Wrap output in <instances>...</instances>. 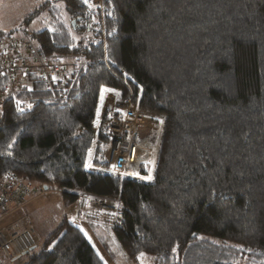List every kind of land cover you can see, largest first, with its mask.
Here are the masks:
<instances>
[{
	"label": "trees",
	"instance_id": "trees-1",
	"mask_svg": "<svg viewBox=\"0 0 264 264\" xmlns=\"http://www.w3.org/2000/svg\"><path fill=\"white\" fill-rule=\"evenodd\" d=\"M62 2L69 24L56 16L26 34L41 54L85 63L64 99L26 90L16 98L30 110L5 103L0 178L23 176L67 205L83 194L119 201L112 232L132 260L264 264V0ZM103 89L165 119L151 181L100 171L114 140L110 121L96 126ZM34 249L26 264H105L66 220Z\"/></svg>",
	"mask_w": 264,
	"mask_h": 264
},
{
	"label": "built area",
	"instance_id": "built-area-1",
	"mask_svg": "<svg viewBox=\"0 0 264 264\" xmlns=\"http://www.w3.org/2000/svg\"><path fill=\"white\" fill-rule=\"evenodd\" d=\"M102 8V0H87ZM71 58L60 55L41 54L26 33L0 39V123L5 103L15 98L18 110L28 111L34 106L30 99L16 98L23 91L40 90L49 92L54 99H64L69 93L78 74ZM120 120L112 117L114 140L110 152L112 172L123 176L130 169L140 164L143 152L147 158L143 163L150 164L155 154L152 147L143 146L142 130L147 126L146 116L137 110L132 102H119ZM35 184L23 176L7 173L0 178V219L5 218L27 204L31 197L44 194V189L36 190ZM102 209H108L103 203H96ZM117 224L122 222V215L117 214ZM33 228L11 236L0 233V251L6 261H13L35 248Z\"/></svg>",
	"mask_w": 264,
	"mask_h": 264
},
{
	"label": "rangeland",
	"instance_id": "rangeland-1",
	"mask_svg": "<svg viewBox=\"0 0 264 264\" xmlns=\"http://www.w3.org/2000/svg\"><path fill=\"white\" fill-rule=\"evenodd\" d=\"M50 0H0V33L4 34L5 36H18L22 33L27 34H34L46 30H51L53 28L54 24V17L63 18L62 20L70 22V17L66 14L64 5L62 0H54L52 3L44 10L37 11L39 8L44 5L45 3L49 2ZM53 8L57 9L59 12L56 13L53 10ZM37 16L33 19H30L32 15L36 14ZM77 28V27H76ZM75 39L78 41L80 39L79 33H73ZM71 61L70 63L76 65V68L80 70V63H85V60L80 58L78 56H70ZM77 60V61H76ZM119 95V102H121ZM118 112V106H115V111L110 114V117L116 118ZM145 114V113H144ZM146 120H147V126H146V132H145V140L143 142L144 148L150 147L153 144H161V141L159 143V139L163 136L164 132V120L163 117L157 116V115H150L146 114ZM103 121H107V119H102L101 122L97 121V128H100V125ZM158 131V135H157ZM156 133V134H155ZM98 137V136H97ZM159 151H155L156 156L152 160L150 164L143 163L144 160L147 158V153L143 152L140 158V164H137L136 167L133 169H130L129 172L124 174L123 176H120L122 179L124 178H131L133 180H141L142 182H148L153 179L155 169H156V163L159 157ZM109 155V157H108ZM93 160V155L91 156ZM106 162L109 163L107 168L99 169L100 171H103L105 173H111L112 172V166L110 162V148L107 152ZM144 165V166H143ZM145 169L146 174H141V170ZM148 176H151V179H147ZM119 177V176H118ZM36 189H39L38 185H36ZM40 186V185H39ZM40 190V189H39ZM45 193V192H44ZM48 195L46 197L41 198L39 201L42 202L40 204V209L36 212H30V217L33 219V221L36 223L37 227L40 228L42 231V235H44V238L42 239L41 236L37 235V238H40L41 242L37 243V238L35 237V249L34 252L38 253L43 249V246L45 242L47 241V238L50 237L48 234L53 233L57 229L55 227V223L57 222V219L62 215L63 209L61 208V201L63 202V197L60 192L51 191L49 190ZM40 197V196H39ZM37 199V198H36ZM110 201V202H109ZM93 205L94 209L100 212H105L106 214H110V218L107 219L101 218L103 221L108 222V224H104L107 230L102 231V229L94 227L91 233V236L89 234H86L88 240L92 243L94 246L96 253L99 255V257L104 261L105 264H155L153 257L150 256H141L138 258V260H132L128 257V255L124 252V250L121 248L119 243L114 237V234L112 232L114 225L119 226L117 224V214L119 212L118 205H115L116 209L112 208L111 206L114 205L117 200L112 199H97L94 198ZM103 203L108 207V209H102L99 207V205H95L96 203ZM18 211V210H17ZM16 212V211H15ZM14 212V213H15ZM12 213V214H14ZM11 214V215H12ZM11 215L5 217L8 218ZM5 218H2L0 220H4ZM93 219V220H92ZM92 224H103L99 222V218L96 216H93L90 219ZM21 226V225H20ZM18 227L17 229L12 228L13 234L15 233H22L26 231L29 228H33L35 231V228L31 225V223L28 221L24 222V224L21 227ZM4 228V227H1ZM52 231V232H51ZM95 232V233H94ZM2 233V232H0ZM48 234V235H47ZM34 234L32 235V237ZM43 237V236H42ZM34 238V237H33ZM37 245V246H36ZM31 249L27 254L19 257L16 261H6L0 251V264H26L28 263L30 257L32 254Z\"/></svg>",
	"mask_w": 264,
	"mask_h": 264
},
{
	"label": "crops",
	"instance_id": "crops-1",
	"mask_svg": "<svg viewBox=\"0 0 264 264\" xmlns=\"http://www.w3.org/2000/svg\"><path fill=\"white\" fill-rule=\"evenodd\" d=\"M104 90L105 89H103L101 91L99 105H98V122H101V120L104 118L107 119V121L111 122L112 117H110V114H112L115 111V106L117 107L119 104V93L116 91H113V90L112 91H104ZM101 96H103L102 101H101ZM163 120H164V126H165V119L163 118ZM145 132H146V129L142 130L143 142L145 140V138H144ZM157 135H158V131H157ZM96 141H97V136L95 138V142L93 143L92 150L96 146L95 145ZM158 141L160 143L161 138ZM150 147L154 148L157 152L160 149L159 144H157V145L153 144ZM136 181H138V180H136ZM139 181H141V180H139ZM38 187H40V186L38 185ZM42 188L44 189V187H42ZM39 189H36V190L38 191ZM48 191H45V193L40 195V197H36L37 199L35 197H31L29 199V201L27 202V204L24 205L21 209L16 211L10 217L5 218L4 220H0V232L4 233L5 235L11 236V235H13L12 230H14L15 228L17 229L20 225L22 226L24 224V222L28 221V223L30 222L31 225L35 228L33 240L35 239V237L37 238V235L41 236V238L43 239L44 235H42V233H41L42 231L40 230V228L37 227L36 223L30 217V212H36L40 209L39 206L42 202H40L39 200L43 197H46L48 195V193H47ZM92 201H94V197H91V196L85 195V194L80 196L77 203H74L71 205H67L64 202V200H63V202L61 201L60 205H61V208L63 209V213L59 217V219H57V222L55 223L54 228H57V226L59 228L61 223L66 220V221H69L70 223L76 225L77 227H79L84 232L85 235L89 234L91 236V234H93L91 232L93 231L92 229L94 227L100 228V229H102V231L105 232V230H107L106 228H108V227H106L104 224H108V222L103 221L101 218L106 217L107 219H109L111 216H110V214H106L105 212H100V211L95 210ZM115 205H119V201L115 202L114 205L111 206L112 208H114V210L116 209ZM93 216L98 217L99 218L98 223H101V221H102L103 224H92L90 219ZM1 227H4V228H1ZM12 228H14V229H12ZM57 229H53V230H57ZM53 233L49 232L48 234L51 236ZM40 240H41L40 238H37L36 242L39 243V242H41ZM16 260H13V261H16Z\"/></svg>",
	"mask_w": 264,
	"mask_h": 264
},
{
	"label": "snow or ice",
	"instance_id": "snow-or-ice-1",
	"mask_svg": "<svg viewBox=\"0 0 264 264\" xmlns=\"http://www.w3.org/2000/svg\"><path fill=\"white\" fill-rule=\"evenodd\" d=\"M85 2H87V0H85ZM104 91H112L110 89H105ZM103 100V96H101V101ZM152 177L151 176H148L147 179H151ZM143 255V254H141Z\"/></svg>",
	"mask_w": 264,
	"mask_h": 264
},
{
	"label": "water",
	"instance_id": "water-1",
	"mask_svg": "<svg viewBox=\"0 0 264 264\" xmlns=\"http://www.w3.org/2000/svg\"><path fill=\"white\" fill-rule=\"evenodd\" d=\"M75 24H76V22L73 21V22H72V25H73L74 27H75ZM44 190H45V191H48V187H47V186H44ZM26 254H27V253H26ZM24 255H25V254H24Z\"/></svg>",
	"mask_w": 264,
	"mask_h": 264
}]
</instances>
